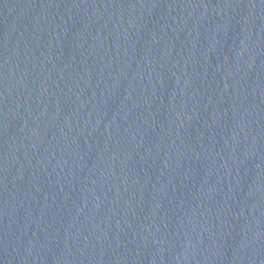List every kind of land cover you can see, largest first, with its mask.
Segmentation results:
<instances>
[{"label":"water","instance_id":"obj_1","mask_svg":"<svg viewBox=\"0 0 264 264\" xmlns=\"http://www.w3.org/2000/svg\"><path fill=\"white\" fill-rule=\"evenodd\" d=\"M0 264H264V0H0Z\"/></svg>","mask_w":264,"mask_h":264}]
</instances>
